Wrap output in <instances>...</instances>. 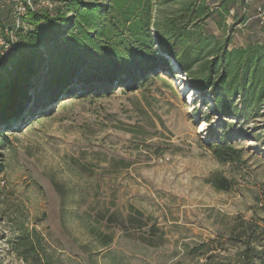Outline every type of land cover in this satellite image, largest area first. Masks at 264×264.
Segmentation results:
<instances>
[{
    "label": "rangeland",
    "instance_id": "rangeland-1",
    "mask_svg": "<svg viewBox=\"0 0 264 264\" xmlns=\"http://www.w3.org/2000/svg\"><path fill=\"white\" fill-rule=\"evenodd\" d=\"M185 1L159 6L173 13ZM200 1L210 16L196 29L212 46L264 42V0ZM21 3L4 0L0 8L5 33L27 51L11 30L25 13ZM66 62L56 66L65 87L51 85L50 71L13 105L22 113L45 106L48 114L0 132V263L27 264L10 242L19 228H36L62 264H237L234 237L248 238L252 222L264 232V100L248 117L228 118L175 69L108 93L80 83L76 61ZM213 132L241 158L219 161L206 147Z\"/></svg>",
    "mask_w": 264,
    "mask_h": 264
},
{
    "label": "trees",
    "instance_id": "trees-1",
    "mask_svg": "<svg viewBox=\"0 0 264 264\" xmlns=\"http://www.w3.org/2000/svg\"><path fill=\"white\" fill-rule=\"evenodd\" d=\"M39 1L21 0L26 11L18 19L19 25L17 20L11 28L25 42L27 51L16 42V53L10 55L6 66L8 76L0 81V132L5 128L17 130L29 117L48 114L45 106L25 113L20 107L15 118H8L14 103L29 99V89L36 87L34 82H45L50 71L51 85H67L66 78L56 69L58 58L64 59L65 66L68 58L76 61L72 74L78 76L80 83L101 84L108 93L118 85L135 90L151 74L161 78V70L172 71L178 64L189 84L210 94L213 108L228 118L248 117L264 100V42L235 49L218 42L212 46L208 37L196 29L199 21L210 16L200 0H187L173 13L164 12L159 0H51V7H36ZM170 2L180 0H164ZM0 29V34L9 38L1 8ZM62 45H66L70 55L64 56ZM45 67L46 73L41 75ZM212 137L206 147L219 161L241 158L228 139L216 132ZM251 225L254 229L248 238L244 234L234 237L240 246L237 264L263 263L264 232L256 229L260 227L258 223ZM10 245L27 264H62L36 228H19Z\"/></svg>",
    "mask_w": 264,
    "mask_h": 264
},
{
    "label": "built area",
    "instance_id": "built-area-1",
    "mask_svg": "<svg viewBox=\"0 0 264 264\" xmlns=\"http://www.w3.org/2000/svg\"><path fill=\"white\" fill-rule=\"evenodd\" d=\"M18 10L22 14L24 11H26V7L21 4L20 6H18ZM259 10L262 16V20L264 22V4L259 7ZM17 23L19 25L20 21L18 20ZM6 34L8 35V33ZM8 37L9 38L4 36L3 34H0V74L2 73L4 67L9 64L7 63V56L16 53V41L13 39L12 35H8Z\"/></svg>",
    "mask_w": 264,
    "mask_h": 264
},
{
    "label": "water",
    "instance_id": "water-1",
    "mask_svg": "<svg viewBox=\"0 0 264 264\" xmlns=\"http://www.w3.org/2000/svg\"><path fill=\"white\" fill-rule=\"evenodd\" d=\"M9 57H10V55H8V57H7V63H9ZM177 67H179L178 64H174V69H176ZM4 68H6V67H4ZM181 72H182V73H185L184 71H181ZM18 111H19V109H18V107H17V105H16V107H13V108L11 109L8 118H9V119H13V118H15V116H16L17 113H18Z\"/></svg>",
    "mask_w": 264,
    "mask_h": 264
},
{
    "label": "bare ground",
    "instance_id": "bare-ground-1",
    "mask_svg": "<svg viewBox=\"0 0 264 264\" xmlns=\"http://www.w3.org/2000/svg\"><path fill=\"white\" fill-rule=\"evenodd\" d=\"M175 70H176L177 72H179V75H180V79H179V80L182 81V83H183V82L185 81V79H186V78L184 77V74H182V72L180 71L179 67H177ZM183 84H184V83H183ZM188 91H189V90L186 91L185 88H184V91H182V93H185V94H186V93H188ZM189 97H190V101H192L193 96L189 95Z\"/></svg>",
    "mask_w": 264,
    "mask_h": 264
}]
</instances>
